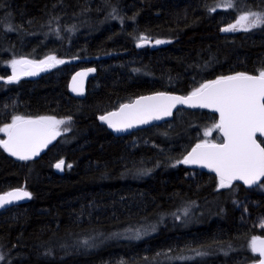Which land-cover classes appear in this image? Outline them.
Returning a JSON list of instances; mask_svg holds the SVG:
<instances>
[{"label": "trees", "instance_id": "1", "mask_svg": "<svg viewBox=\"0 0 264 264\" xmlns=\"http://www.w3.org/2000/svg\"><path fill=\"white\" fill-rule=\"evenodd\" d=\"M232 4L0 0V129L18 116L66 121L36 159L15 160L0 146V194L31 193L0 212L1 264L259 260L251 241L264 237L257 224L264 220V194L238 184L221 188L214 175L178 162L202 140L222 141L219 130L204 136L219 122L216 115L178 110L171 122L125 137L99 121L142 96H187L220 77L264 70V24L222 30L242 14H264V0ZM142 36L166 42L138 46ZM53 56L64 63L38 78L6 81L13 60ZM89 67L97 76L85 99L73 98L72 75ZM61 160L64 175L55 168Z\"/></svg>", "mask_w": 264, "mask_h": 264}, {"label": "snow or ice", "instance_id": "2", "mask_svg": "<svg viewBox=\"0 0 264 264\" xmlns=\"http://www.w3.org/2000/svg\"><path fill=\"white\" fill-rule=\"evenodd\" d=\"M222 2L227 7H234L232 0H222ZM261 24H264V14L247 13L240 15L236 24L222 30L248 31ZM237 25L240 26L239 29ZM139 39L141 43L138 46H143L147 41L143 36ZM160 43L163 41H156V44ZM48 59L57 64L64 63L62 60H56L54 56ZM46 64L47 61L37 64L26 59L13 60L11 64L13 75L7 82L18 81L20 75H35L38 70H43L41 65ZM177 104L192 108H209L218 112L219 122L206 130L204 136H211L214 130H219L223 137L220 143L202 140L178 161L179 163L199 164L209 168L219 176L221 188L231 187L235 180L251 186L264 177V146L257 140V134L264 137V70L257 75L238 73L220 77L201 84L187 96L159 93L156 96L141 97L133 104L123 105L119 112L109 113L101 116L100 119L117 132L125 131L136 125L147 124L172 115V109ZM64 123L66 121L56 120L53 117L32 120L18 116L11 124L0 129L8 136L7 140H0V146L20 160L32 159L39 155L40 150L52 139L60 135L59 125ZM63 166V160L55 165L60 170H63ZM25 198L30 199L31 193L23 189L8 191L0 195V207ZM184 212L187 215L188 210L185 209ZM261 227H264V223ZM251 248L264 257V239L254 237ZM259 264H264V259L260 260Z\"/></svg>", "mask_w": 264, "mask_h": 264}, {"label": "water", "instance_id": "3", "mask_svg": "<svg viewBox=\"0 0 264 264\" xmlns=\"http://www.w3.org/2000/svg\"><path fill=\"white\" fill-rule=\"evenodd\" d=\"M43 68V70H38L37 71V74L35 75H26V78H38L39 76L43 75L46 71H45V68L43 66H41ZM90 69H94V71H89ZM81 73H85V75H80ZM97 76V69L95 67H89V68H85V69H80L78 71H76L71 79H70V82H69V93L70 95L73 97V98H76V99H79V100H83L85 99L86 95H87V88H88V83L91 79L95 78ZM76 89L75 91L73 89ZM159 94V93H158ZM167 95H170V96H182V95H179V94H172V93H165ZM157 94H152V95H146V96H142V97H149V96H156ZM141 97L139 98H136L134 101L130 102V103H125V104H133L136 100L140 99ZM123 104V105H125ZM121 105L117 110H114V111H111L109 113H112V112H119L120 108L123 106ZM178 110H190V111H194V110H202V111H207L211 114H214L217 116L218 118V121H219V113L218 112H215L209 108H192V107H188L187 105H181V104H177L176 107H174L172 109V115L170 116H164L162 119L160 120H153L151 121L150 123H147V124H139V125H136L132 128H129L125 131H115L113 128L109 127L108 124L104 121H102L99 117V121L105 125L116 137H125V136H128L130 135L131 133L133 132H136V131H140V130H144V129H147V128H150L152 126H158V125H161V124H164V123H168V122H171L174 118V115L177 113ZM109 113L105 114V115H108ZM103 115V116H105ZM32 120H36V119H32ZM220 134V132H219ZM221 138L223 139L222 135L220 134ZM8 139V136L6 134L5 138L3 140H7ZM258 139H261V140H264V137H261L259 136V134H257V140ZM55 140L52 139L45 147H43L40 152H39V155H36L34 156L32 159H36L38 158L40 155H42L43 153L46 152V150L50 147V145L53 143V141ZM259 142V140H258ZM263 146V145H262ZM2 147V146H1ZM3 148V147H2ZM3 150L13 159L15 160H18V161H26V160H20L18 159L17 157L11 155L8 151H6L4 148ZM32 159H29V160H32ZM189 167L195 169V170H198V171H204V172H207L209 174H212L214 175L215 177H217V179H219V176L214 172V171H211L209 168H206V167H202L200 166L199 164H187ZM56 168V167H55ZM56 171L59 175H64L65 173V164L63 166V170H60L58 168H56ZM264 183V177H262L257 183H254L252 184L251 186L247 185V184H244L243 181H240V180H235L232 182V185L233 184H238V185H241L245 188H248V189H256L257 187H259L260 185H262ZM22 189V188H20ZM13 190H16V189H13ZM25 190V189H23ZM12 191V190H11ZM27 191V190H25ZM28 192V191H27ZM7 193V192H6ZM2 194H5V193H2ZM0 194V195H2ZM29 198H25V199H22V200H18V201H13L12 203L10 204H6L4 205L3 207H0V212H3V211H6L10 208H13V207H16V206H19L20 204L26 202ZM261 239H264V237H260ZM256 255L258 256L259 260L254 263V264H259V261L264 259V257H261L259 255L258 252H255Z\"/></svg>", "mask_w": 264, "mask_h": 264}, {"label": "rangeland", "instance_id": "4", "mask_svg": "<svg viewBox=\"0 0 264 264\" xmlns=\"http://www.w3.org/2000/svg\"><path fill=\"white\" fill-rule=\"evenodd\" d=\"M239 27H240V26H239ZM164 42H166V41H163V43H164ZM163 43L156 44V41H151V40L147 39V41H145V42L143 43V46H145V45L158 46V45H161V44H163ZM26 60H28V59H26ZM56 60H57V59H56ZM44 61H47V64H46V65H41V66H43V67L45 68V71H48V70L54 68L55 66H58V65L62 64V63L57 64V63H55L54 61L49 60L48 58L45 59ZM36 63H37V64H40V62H36ZM12 75H13V70H12ZM25 77H26V75H20L18 81L21 80V79H23V78H25ZM8 79H9V78H8ZM8 79H7L6 81H8ZM16 82H17V81H16ZM13 83H14V82H13ZM5 135H6V134H5ZM256 190H258L259 192H261V193L264 194V184H262V185H260L259 187H257ZM262 223H264V220H262V219L258 220V221H257L258 227H261V224H262ZM0 257H2V255H0ZM2 262H3V259H0V264H1Z\"/></svg>", "mask_w": 264, "mask_h": 264}]
</instances>
